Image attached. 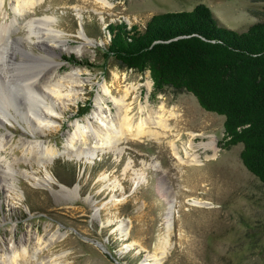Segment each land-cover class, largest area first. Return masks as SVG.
<instances>
[{
    "label": "rangeland",
    "instance_id": "374dc122",
    "mask_svg": "<svg viewBox=\"0 0 264 264\" xmlns=\"http://www.w3.org/2000/svg\"><path fill=\"white\" fill-rule=\"evenodd\" d=\"M108 1L110 7L95 0H42L18 18L10 35L13 39L26 37L21 25L24 20L44 15L55 18L53 27L61 39L68 46L81 48L78 55L53 56L59 63L58 74L64 75L71 67L81 69L83 87L77 89L76 100L60 105L55 131L32 137L17 108L20 99L16 90L0 81V93L7 98L8 112L14 117L0 126V133L7 129L13 139L0 150L1 166L13 157H22L17 145L20 139H36L62 149L74 122L90 115L94 96L103 83H112L114 74L122 79L121 85H137L142 104L146 102L154 110L163 105L167 111L183 115L179 120L185 119L188 125H178V146L186 140L184 128H190L211 135L218 151L205 160L196 148L201 165L178 167L170 148L153 138L128 137L116 150L100 151L90 137L86 145L77 147L79 151L96 150L94 157L86 161L68 155L52 159L45 169L53 181L40 187L26 175L44 177L45 170L37 163L20 161L14 166L19 173L12 182L17 196L9 190L8 182L0 181V264H8L13 250L17 253L13 264H264V185L242 165L240 144L218 145L223 116L204 111L187 92L171 88L155 92L148 71L120 69L106 50V28L111 23L143 29L153 14L190 11L204 4L222 25L244 31L252 23L264 21V0ZM4 4L0 22L13 16L10 0ZM24 52L32 56H24ZM19 53L14 60L20 76L24 68L39 69L36 57L43 53L39 46L30 41ZM135 174L141 176L137 186L132 180ZM163 189L166 196L173 195L175 213L169 223V248L161 255L157 244L159 234L166 230L167 206L166 196L160 194ZM192 200L209 205H192ZM120 223L124 225L121 228ZM54 232L59 235L54 241H37ZM23 248L24 255L19 253Z\"/></svg>",
    "mask_w": 264,
    "mask_h": 264
},
{
    "label": "bare ground",
    "instance_id": "6f19581e",
    "mask_svg": "<svg viewBox=\"0 0 264 264\" xmlns=\"http://www.w3.org/2000/svg\"><path fill=\"white\" fill-rule=\"evenodd\" d=\"M95 1H99L103 6H111L108 0ZM40 2L42 0H10L13 16L7 22H0V81L3 84H11L16 90L18 94L16 95L20 99L17 108L28 125L32 137H42L50 131H55L58 128L56 118L61 111L62 106L60 105H65L64 101L76 100V95L79 92L77 89L83 87L80 78L83 74L81 69L71 67L64 75L58 74L59 63L53 59V56L59 57L61 53L78 55L81 48L68 46L61 39L60 32L53 27L55 21L53 16L44 15L41 18L26 19L21 24L26 29L24 32L26 37L22 39L10 37L15 30V25L18 24V18L23 17L29 10L32 11ZM3 4L4 0H0V10H2ZM80 32V35H84L82 31ZM30 41L39 46L43 52L36 57L40 60V66L35 71L24 68V72L20 76L18 62L14 60V55L17 52L21 54L23 44L30 43ZM23 55L32 56L29 52H24ZM121 80L114 74L110 85L106 83L101 85V92L93 98L94 109L89 116L81 120L82 123L74 122L72 125L74 130L66 138L62 149L36 139L34 141L20 139L17 145L21 148L22 157H13L10 162L5 163V167L0 164V181L8 182L9 190L17 196L12 182L15 179L14 175L19 171H16L14 166L19 165L18 163L22 161L37 163L45 170L44 177L26 175L34 186L48 185L53 181V178L45 169L47 162L61 155L74 156L77 160L84 158L85 161L94 157L96 150L79 151L80 148L77 147L78 144L86 145L90 137L100 151H114L118 144L128 137L153 138L160 145L166 144L170 148L178 167L199 165L201 160L200 154L196 152L197 149H200L204 154L205 160L215 156L218 149L215 146L214 138L211 135L204 136L202 132L190 128H184L186 129L184 133L186 140L180 142L178 146L177 140L180 137L176 131L181 129L178 125L179 123L183 124V127L188 125L185 119L179 120V118H184L183 115H179L173 110L167 111L163 105H160L158 110H154L146 102L142 104L137 96V85L133 83L121 85ZM107 102L111 103V108ZM8 108L7 98L0 93V126H3L5 121L11 122L14 119L8 112ZM170 120H172V125L169 123ZM196 137H201V139L194 143L193 139ZM165 139L166 141H164ZM12 141L9 130L6 129V133H0V150L4 149L6 145H11ZM0 162H2L1 157ZM140 179V174H135L132 177L135 186L140 183ZM160 194L165 197V190H161ZM165 201L167 206L163 221L166 224V230L163 234H159L157 244L161 255H164L169 248L168 238L169 232H171L169 223L175 213L173 195L166 196ZM191 204L209 205L207 202L198 200H192ZM122 226H124L123 223H120L119 227ZM58 236L57 232H54L46 238H37V241L50 243ZM39 249L41 248L39 247ZM19 253L26 254L25 248ZM33 254L36 255V252ZM16 256L17 253L13 250L8 256V264L15 263ZM53 263L58 264V261Z\"/></svg>",
    "mask_w": 264,
    "mask_h": 264
},
{
    "label": "trees",
    "instance_id": "16d2710c",
    "mask_svg": "<svg viewBox=\"0 0 264 264\" xmlns=\"http://www.w3.org/2000/svg\"><path fill=\"white\" fill-rule=\"evenodd\" d=\"M106 29V50L120 69L148 71L155 92H187L223 116L218 145L240 144L242 165L264 185V21L236 31L197 4L153 14L143 29L123 22Z\"/></svg>",
    "mask_w": 264,
    "mask_h": 264
}]
</instances>
